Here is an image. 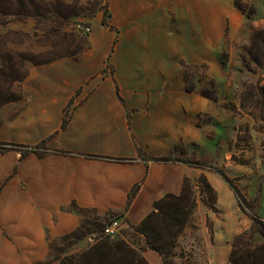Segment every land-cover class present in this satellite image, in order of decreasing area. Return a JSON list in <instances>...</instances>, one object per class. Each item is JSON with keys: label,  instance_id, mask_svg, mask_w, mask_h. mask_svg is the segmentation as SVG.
<instances>
[{"label": "crops", "instance_id": "crops-1", "mask_svg": "<svg viewBox=\"0 0 264 264\" xmlns=\"http://www.w3.org/2000/svg\"><path fill=\"white\" fill-rule=\"evenodd\" d=\"M150 1L112 0L128 41L112 52L111 34L95 32L78 57L32 67L22 99L0 107V141L46 147L26 156L0 150V264H57L54 243L86 222L84 211L119 212L136 226L155 201L202 174L175 158L182 134L189 140L184 109L193 107L180 89V57L187 53L159 35L173 10L180 23L190 19L191 0ZM109 56L114 77L99 80ZM159 157L170 160L150 159ZM204 243L206 264L228 263L218 232ZM143 254L164 264L153 250Z\"/></svg>", "mask_w": 264, "mask_h": 264}, {"label": "rangeland", "instance_id": "rangeland-1", "mask_svg": "<svg viewBox=\"0 0 264 264\" xmlns=\"http://www.w3.org/2000/svg\"><path fill=\"white\" fill-rule=\"evenodd\" d=\"M237 1L245 12L236 7V0H191L186 15L190 19L180 23L175 9L173 19L159 34L165 43L178 44L180 54L188 57H180V89L190 95L193 106L191 111L184 109L188 119L182 125L189 140L182 134L175 158L202 172L192 180L197 205L170 264H206L204 236L213 239L217 232L222 244L228 246V262L236 237L243 231H249L256 244L264 241L253 222L255 216L264 220V125L240 108L246 85L264 78V70L249 57L253 29L264 28V0ZM118 13L120 9L112 0H0V107L13 102L5 103L9 97L22 99L23 83L36 63L78 57L91 48L95 32L111 34L112 52L128 41L130 34ZM110 56L99 80L105 75L114 77ZM202 175L220 188L219 201L212 184L217 192L215 210L205 202L207 195L199 182ZM227 179L246 199V205L240 206ZM83 214L88 218L81 231L54 243L57 264L106 240L124 239L133 247L145 244L135 226L117 216L119 212ZM115 220L124 224L123 229L115 236L106 235V225ZM105 259L104 264H124L113 256Z\"/></svg>", "mask_w": 264, "mask_h": 264}, {"label": "trees", "instance_id": "trees-1", "mask_svg": "<svg viewBox=\"0 0 264 264\" xmlns=\"http://www.w3.org/2000/svg\"><path fill=\"white\" fill-rule=\"evenodd\" d=\"M236 7L241 11L246 10L240 5L239 1L235 2ZM75 57V55H74ZM249 57L252 64L257 68L264 70V28H254L249 48ZM55 60V59H54ZM53 61V60H52ZM51 61H44L39 64H46ZM105 70V69H104ZM119 91V88H118ZM21 96L9 97L6 102L16 101ZM240 108L243 113L253 117L256 122L264 125V78H259L255 83H249L243 90L240 98ZM67 118L64 119L63 127L67 124ZM43 148L45 141L36 145L28 146L13 142L0 141V150H20L26 148L27 151H21L22 156H26L30 150ZM30 149V150H29ZM156 161L170 160L165 157L150 158ZM235 191L240 206L246 205V199L240 191L230 183ZM203 184L204 192L207 195L206 204L215 210L217 203V192L205 175L199 178ZM137 190L133 188L132 194ZM197 200L194 194L193 183L189 178L184 180L182 190L179 194L168 193L161 199L155 201L154 209L135 226L136 232L143 236L145 244L141 247H133L128 241L119 239L117 241L106 240L81 254L63 258L60 264H104L106 256H113L117 260H122L124 264H150L145 258L143 252L147 249L157 252L163 259L164 264H170L169 258L173 254L176 243L189 223L190 218L196 208ZM255 230L264 238V220L253 217ZM85 222L75 232L65 236L75 235L81 231ZM227 264H264V241L256 244L249 231H243L235 240L234 247L230 254Z\"/></svg>", "mask_w": 264, "mask_h": 264}, {"label": "built area", "instance_id": "built-area-1", "mask_svg": "<svg viewBox=\"0 0 264 264\" xmlns=\"http://www.w3.org/2000/svg\"><path fill=\"white\" fill-rule=\"evenodd\" d=\"M123 227L124 224L120 220H115L106 225L104 232L108 236H115L121 232Z\"/></svg>", "mask_w": 264, "mask_h": 264}]
</instances>
